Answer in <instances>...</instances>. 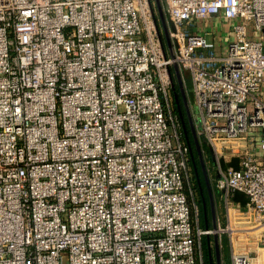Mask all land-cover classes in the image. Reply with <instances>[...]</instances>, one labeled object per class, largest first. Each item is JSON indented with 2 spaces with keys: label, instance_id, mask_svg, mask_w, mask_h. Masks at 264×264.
Masks as SVG:
<instances>
[{
  "label": "built area",
  "instance_id": "obj_1",
  "mask_svg": "<svg viewBox=\"0 0 264 264\" xmlns=\"http://www.w3.org/2000/svg\"><path fill=\"white\" fill-rule=\"evenodd\" d=\"M161 3L174 57L156 0H0V264H206L215 233L230 264H264V0ZM176 63L226 208L216 230Z\"/></svg>",
  "mask_w": 264,
  "mask_h": 264
},
{
  "label": "water",
  "instance_id": "obj_2",
  "mask_svg": "<svg viewBox=\"0 0 264 264\" xmlns=\"http://www.w3.org/2000/svg\"><path fill=\"white\" fill-rule=\"evenodd\" d=\"M156 4H157V8H158V12L161 18V21L164 25V29H165V33H166V40L167 43L170 47V51H171V55L172 57H174V52H173V48H172V43H171V39H170V35L168 33V27L166 24V19H165V12H164V8L162 6L161 0H156ZM157 22V21H156ZM174 70L176 73V78H177V85L174 83V90H175V97H176V103L178 106V109L181 113V117H182V121L184 124V128L186 131V135H187V139L191 145V152H192V157L195 160V153L199 159L200 165H201V173H202V177L204 178L205 181V185L207 187V191H208V199L209 201L206 200V197L204 196V206H205V219H206V227H210V223L208 222V208H207V202H209L210 205V214L213 220L212 223V227L214 230H216L218 228V220H217V215H216V203H215V197H214V190L211 184V180L207 171V167H206V158L203 152V146L201 144L200 138L198 136L196 127H195V123H194V119H193V115H192V111H191V107H190V103H189V97H188V93L185 87V83H184V79L181 73V69L179 67V65L176 63L174 65ZM179 88L180 94H181V99L178 96V91L177 89ZM184 111L186 114V118L188 120V124L191 130V134H192V139L190 138L188 131H187V127H186V121H185V116H184ZM195 150H194V148ZM196 174L198 177V181L199 183L201 182V175L199 172V169L196 167ZM209 239V237H208ZM214 244H215V256H213L212 251H210V260H211V264H223L222 263V254H221V244H220V237L217 233L214 234Z\"/></svg>",
  "mask_w": 264,
  "mask_h": 264
},
{
  "label": "rangeland",
  "instance_id": "obj_3",
  "mask_svg": "<svg viewBox=\"0 0 264 264\" xmlns=\"http://www.w3.org/2000/svg\"><path fill=\"white\" fill-rule=\"evenodd\" d=\"M203 25L202 27H205V29H208L209 31H216L217 34H221L223 39H224V43L227 44L228 43V38H229V26H224L223 23H220L218 21H216V23L213 21V19L207 20L202 22ZM201 25V23H200ZM227 28V30L225 29ZM200 27H197L195 30H200ZM209 40H214L215 37L213 35L208 36ZM185 85H186V89L190 92L189 97H193V81L191 78V74L189 71H186L185 74ZM197 107H195V110ZM206 158V157H205ZM213 162H211L210 160H208L206 158V167H207V171L208 174L210 176V170H212L213 167ZM239 166V159H233L230 163H224L223 164V168L224 169H229V168H238ZM195 179V178H194ZM212 184V183H211ZM194 193H195V199H196V203L198 204L199 207V211L201 214V198H200V194L196 189V180H194ZM213 187V185H212ZM214 189V188H213ZM218 193H215L214 190V197H215V203H216V215H217V220L218 223H223L226 224L227 223V218H226V208H225V204L223 202H221L219 200V198L217 197ZM235 201L238 203H244L246 201V198L242 195H238L237 197H235ZM209 222L210 225L212 226L213 220L211 215H209ZM221 254H222V263L223 264H230L231 263V249H230V243H229V239L228 237L225 235L222 239L221 242Z\"/></svg>",
  "mask_w": 264,
  "mask_h": 264
},
{
  "label": "trees",
  "instance_id": "obj_4",
  "mask_svg": "<svg viewBox=\"0 0 264 264\" xmlns=\"http://www.w3.org/2000/svg\"><path fill=\"white\" fill-rule=\"evenodd\" d=\"M177 91H178V96L181 99V94H180L179 88L177 89ZM177 112H178V114L181 117V113H180V111L178 109V106H177ZM184 116H185V121H186V127H187L188 134H189L190 138L192 139V134H191V130H190V127H189V124H188V120L186 118L185 111H184ZM181 120H182V117H181ZM184 136L187 138L185 128H184ZM193 148H194V146H193ZM194 150H195V148H194ZM192 166H193V169H194V172H195L196 189H197V191L200 194V198L202 197V194L203 193H201L202 191H201V188H200V185H199V181H198V177H197V174H196V167L199 169V172H200V175H201V182H202V185H203V188H204V193L208 197V193H207L206 186H205V183H204L205 181H204V178L202 177V173H201V165H200V162H199V159H198L196 153H195V160L192 157ZM200 202H201V223H202V226L206 227L205 206H204V203H203L202 198H201ZM203 242H204L205 261H206V264H211V261H210L209 241L205 237V239H204Z\"/></svg>",
  "mask_w": 264,
  "mask_h": 264
},
{
  "label": "flooded vegetation",
  "instance_id": "obj_5",
  "mask_svg": "<svg viewBox=\"0 0 264 264\" xmlns=\"http://www.w3.org/2000/svg\"><path fill=\"white\" fill-rule=\"evenodd\" d=\"M204 183H205V182H204ZM199 185H200V188H201V191H202L201 193H203V194H202V197H201L202 200H203V203H204V196L206 197V200L209 201V199H208L209 197H207L206 194L204 193V188H203L202 183H199ZM205 186H206V185H205ZM206 190H207V187H206ZM207 193H208V191H207ZM203 195H204V196H203ZM207 203H208V204H207V208H208V211H209V212H208V219H209V215H211V214H210V205H209V202H207ZM210 261H211V260H210ZM214 264H215V263H214Z\"/></svg>",
  "mask_w": 264,
  "mask_h": 264
},
{
  "label": "crops",
  "instance_id": "obj_6",
  "mask_svg": "<svg viewBox=\"0 0 264 264\" xmlns=\"http://www.w3.org/2000/svg\"><path fill=\"white\" fill-rule=\"evenodd\" d=\"M238 195H242V196H244V197L246 198V195H245L244 193L239 192V193L236 194V197H237ZM246 199H247V198H246Z\"/></svg>",
  "mask_w": 264,
  "mask_h": 264
}]
</instances>
